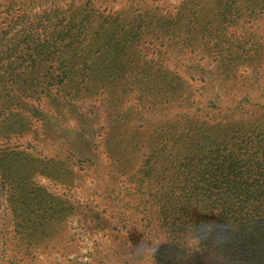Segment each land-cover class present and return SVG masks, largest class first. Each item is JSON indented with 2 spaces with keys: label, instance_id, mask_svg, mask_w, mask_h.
Segmentation results:
<instances>
[{
  "label": "trees",
  "instance_id": "obj_1",
  "mask_svg": "<svg viewBox=\"0 0 264 264\" xmlns=\"http://www.w3.org/2000/svg\"><path fill=\"white\" fill-rule=\"evenodd\" d=\"M6 1L0 10V137L9 143L35 134L37 123L49 141L57 142L58 134L67 131L91 149L102 129L94 130L96 122L83 106H104L110 132L101 146L113 172L123 176L144 158L131 180L148 193L147 220L174 243L176 250L166 251L165 260L186 264L214 254L226 264H264V105L232 121L227 114L210 120L178 112L173 123L164 118L149 133V151L143 147L144 131L127 128L138 109L149 110L141 104L145 98L162 102V111L172 102L177 108L189 106L187 83L163 64V57L205 48L219 56L214 70L227 77L234 64L254 56L248 45L231 46L220 2L200 7L195 1L204 0H186L166 22L149 20L146 11L125 18L104 15L88 3L38 14L32 13L33 0ZM147 31L159 43L151 46L155 60L140 65L138 49ZM198 36L202 42L194 46ZM128 95L135 96L136 105L124 107ZM85 127L90 137L82 134ZM72 143L62 142L65 163L57 161L69 179L74 176L69 158L76 159ZM55 165L56 160L44 162L15 147L0 149V174L9 184ZM186 245H191L188 259ZM178 252L183 255L175 257Z\"/></svg>",
  "mask_w": 264,
  "mask_h": 264
},
{
  "label": "rangeland",
  "instance_id": "obj_2",
  "mask_svg": "<svg viewBox=\"0 0 264 264\" xmlns=\"http://www.w3.org/2000/svg\"><path fill=\"white\" fill-rule=\"evenodd\" d=\"M33 1L32 13L38 14L45 9H65L69 4L88 3L104 15L120 13L125 18V15L146 11L149 20L169 22L186 0ZM195 2L200 3V7L220 2L224 9V32L233 43L231 46L240 49L242 45H248L254 56L234 64V70L227 77L214 70L219 56L205 48L203 53L198 50L193 54L163 57V64L187 83L191 102L183 109L169 102L168 109L162 111V102H152L148 98L141 101L149 110L142 112L138 109L127 128L140 127V131H144L143 147L146 151L150 150L146 138L158 126V121L161 123L165 118L173 123L178 112L202 115L210 120L215 115L223 117L227 114L232 121L250 115L252 106L259 110L264 105V0ZM2 4L3 0H0V10H3ZM197 31L195 28L191 32L192 38ZM145 33L147 36L138 49L140 65L149 59L155 60L150 54L151 46L157 47L159 43L154 35H149L148 31ZM179 41L182 43V39ZM201 42L198 36L194 46ZM91 104L88 102L83 107L90 111L91 121L96 122L94 130L102 129L94 136L91 149L79 135L67 131L58 134L57 142L49 141L37 123L32 126L35 134L14 137L9 143L0 137V149L15 147L16 151L44 162L56 160L53 169L49 166L50 170L44 171L41 166L25 179H14L10 184L0 174V264H171L169 258L165 260L163 256L166 251L176 250L174 243L165 240L160 226L147 220L146 202L150 198L144 190L138 191L131 180L144 158H139L123 176L113 172L101 146L103 137L110 132L105 107L96 109ZM134 104L135 96L125 97L124 107ZM95 113L96 119L93 117ZM222 117L219 116V120ZM90 133L88 127L83 129L82 134L86 137H90ZM63 141L73 142L70 152L76 159L69 158L74 173L71 179L63 174L61 165L66 157ZM78 159L88 161L79 164ZM26 166L24 169L29 171L28 164ZM182 248L185 249L184 258L188 259L191 245ZM178 253L173 255H183ZM213 255H198L186 264H226Z\"/></svg>",
  "mask_w": 264,
  "mask_h": 264
}]
</instances>
